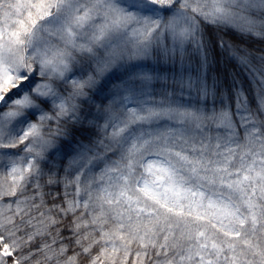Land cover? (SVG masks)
<instances>
[{"label": "snow or ice", "instance_id": "1", "mask_svg": "<svg viewBox=\"0 0 264 264\" xmlns=\"http://www.w3.org/2000/svg\"><path fill=\"white\" fill-rule=\"evenodd\" d=\"M0 264H264V0H0Z\"/></svg>", "mask_w": 264, "mask_h": 264}]
</instances>
